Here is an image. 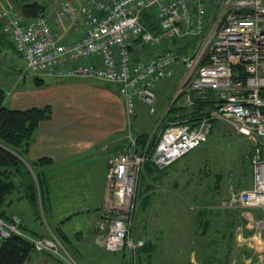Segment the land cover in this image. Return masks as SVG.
<instances>
[{
	"label": "built area",
	"instance_id": "obj_1",
	"mask_svg": "<svg viewBox=\"0 0 264 264\" xmlns=\"http://www.w3.org/2000/svg\"><path fill=\"white\" fill-rule=\"evenodd\" d=\"M10 5L0 0L2 31L34 75L117 83L130 118L141 102L153 107L156 85L176 75L178 63L180 79L170 105L191 106L195 98L212 97L213 108L196 124L188 118L166 122L151 156L140 151L133 135L125 152L109 156L97 225L96 239L102 247L128 250L137 258L145 240L134 238L133 216L147 161L161 168L171 165L201 145L217 122L231 124L253 142L252 185L231 186L221 203L261 212L248 217L251 231L239 238V244L264 256V0H64L53 20L42 13L26 18ZM80 19L83 34L73 41L56 29L68 23L76 27ZM186 36L199 38L189 54L165 46ZM150 47L158 54L135 59L136 51L146 53ZM21 222L18 214L10 221L0 217V232L3 237L18 233L33 242L37 255L24 264H82L54 233L28 235Z\"/></svg>",
	"mask_w": 264,
	"mask_h": 264
},
{
	"label": "rangeland",
	"instance_id": "obj_2",
	"mask_svg": "<svg viewBox=\"0 0 264 264\" xmlns=\"http://www.w3.org/2000/svg\"><path fill=\"white\" fill-rule=\"evenodd\" d=\"M8 1L11 3L10 6L12 8L23 14L11 0ZM40 1L50 7L61 0ZM151 51H155V49L150 47L146 52L150 53ZM187 52L186 54H189L192 51L188 49ZM0 56H4L3 61L6 65L11 66V68L14 66L17 71L16 78L21 76L20 80H16L18 86L14 88L15 90H19L20 87L24 88L33 82L35 75L27 68L24 60L10 43L3 42V45L0 46ZM97 60L98 58H96ZM13 78L10 77V79ZM44 78L47 83V89L45 93L39 95L41 98L40 102H48L41 96L45 95L47 100L53 105L56 116L76 114L82 117L81 120L84 119L93 125H97L98 120L106 123L107 119H110L97 118V116L121 114L120 118L118 117L119 129L114 132V155L117 156L125 152L129 137L131 135L137 137L140 133H146L148 136L149 143L147 142L145 148L148 145L149 148L151 146L153 149L155 148L164 122L163 114L177 91L180 75L177 73L170 79L160 81L158 84L168 89L166 94L164 95V93L160 92L153 107L146 102H141L140 104L143 105L139 104L137 113L132 118L127 116L125 101L123 103L119 88L114 83L106 81L110 85L106 87L110 91H114L115 86L116 95L119 99L115 97L112 99V96L106 94L107 98H102L99 93H95L92 89L82 84L68 85L60 83L65 82L70 77L45 75ZM80 79H83V77ZM10 83L13 84V80ZM174 85H176L174 91L169 94V90ZM10 97H8V102L11 100ZM152 108L154 109L152 110ZM123 115L124 118H122ZM252 145L253 142L249 137L243 135L231 124L222 123L213 129V132L199 147L178 159L169 168L162 170L158 176L159 186L155 180V175L151 174L153 170L144 169L142 172L137 188L138 204L133 216V229L135 228L136 231L142 232L144 230V215L149 210L148 205L154 200L153 197H150V200L152 199L150 202L146 198L144 203L146 194L148 195L151 193L150 191L158 187L160 191L163 190L161 184L180 187L179 190L183 193V210L181 220H177L178 223L175 226L183 231L181 233L184 236V240L188 237L190 238V235L193 238L196 231L200 235L198 244L193 243V248L188 250L156 249L152 251L151 256L143 257L144 260L142 259V262L140 261L142 254L139 251L137 256L140 260L137 263L135 261L136 257L128 250L109 251L100 245L96 239L99 233L97 229L99 217L94 219L87 218L84 215L86 213H74L75 215L72 216L71 214L68 216L64 203L56 201L53 203L52 199L48 204L49 209L40 205V213L26 201L18 204L16 213L24 218L26 224L31 222L40 224V233H56L63 244L82 264H192L195 261H198L199 264H217L228 256L226 255L228 251L216 248L215 243L219 239L221 231L229 229L233 223H230L231 220L216 218L217 212H214V206H209L208 204L210 201L222 199L231 186L237 187L239 185L241 188H249L252 185ZM22 160L29 165V159L22 157ZM152 187L154 188L151 190ZM155 191L153 193H158ZM190 201L194 205H198L197 210L190 208ZM245 250L247 261L245 264H264L263 255L254 253L247 248ZM228 253L233 256L235 252L229 251Z\"/></svg>",
	"mask_w": 264,
	"mask_h": 264
},
{
	"label": "crops",
	"instance_id": "obj_3",
	"mask_svg": "<svg viewBox=\"0 0 264 264\" xmlns=\"http://www.w3.org/2000/svg\"><path fill=\"white\" fill-rule=\"evenodd\" d=\"M63 1L64 0L56 2L55 5L50 7L47 6L46 14L51 20L54 19ZM75 1L84 2L85 0ZM0 22H2L1 18ZM56 29L63 35L64 39L68 41H73L83 34L81 19L78 21L76 27L74 25L70 26L68 23L65 27L56 25ZM0 31V46L6 41L14 48L11 38L2 30ZM155 54L158 53H136L140 59ZM20 57L23 59L21 55ZM3 60L4 56H0V88L5 91L6 98L4 103L6 106L17 109L45 106L48 104L52 106V116L40 122L34 141L25 155L29 160H34L43 156L52 159V163L44 169L48 177L47 184L53 203L55 201L64 203V208L68 216L71 214L73 216L75 215L74 213H86L84 215L87 218H100L103 213L108 177L107 161L108 157L114 154V132H117L119 129L118 117L120 118L121 114L97 116V118H110L109 120L107 119L106 123H102L98 120L97 125H93L91 122L85 121L84 119L81 120L82 117L76 114H62L56 116L54 114L53 105L47 100V97L41 95L44 100L48 102H40L41 98L39 97V95L45 93L47 89L44 76L50 74L39 75L42 79V85L36 84V78L34 76L33 82H31L30 85L15 90L14 88L18 86L16 80H20L21 76L16 78L17 71L14 66H12V69L11 66L9 67L6 65ZM52 76L56 77L55 75ZM10 77L14 78L10 79ZM63 77H70V79L65 80V82H60L62 84H82L92 89L95 93H99L102 98H107L106 95H108L112 96V99H114V97L119 99L116 95V87L114 86V91H110L109 88L106 87L110 85L102 79L92 77H88L89 79H80L81 77L74 76ZM12 80L13 84L10 83ZM115 84L116 83H114V85ZM175 86L176 85L172 86L173 88L169 90V94L174 91ZM117 87L119 88L118 85ZM167 91L168 89L160 84L156 86L157 95H159L160 92L165 95ZM119 94L121 98H123L120 91ZM9 96H11L10 102H8ZM174 96L175 94L173 97ZM122 118H124V115ZM171 165L163 168L159 167L156 173H151L153 176L155 175L154 177H156L155 180L158 182V186L160 185L158 176L162 170L169 168ZM161 186L163 190L160 191L159 187L157 189H153L154 187H152L151 190H153L150 191L151 193L148 195L146 194L144 197V203L146 202V198H148L150 202L152 200H150V197H153L154 200L148 205L149 210L146 211V215H144L143 232L136 231L135 228L132 229L135 239L143 238L145 240L144 245L140 247V249L144 248L143 251H141V260L140 258L138 259V256L135 260L137 263L139 260L142 262V259L144 260L143 257H147L148 255L151 256L150 254H152V251L156 249L188 250L193 248V243L198 244V238L200 236L198 231H196L194 235L192 234L193 238L190 235V238L188 237L184 240V236L181 233L183 231L181 228L178 229L175 226L176 223H178L177 220H181L180 218L182 217L183 210V193L179 190L180 187L172 185L167 186L166 184H161ZM155 190L158 193H153ZM189 204L190 208L197 210V204L194 205L191 201ZM214 212H217L216 218L221 220L227 219V221L231 220L230 223H233L232 227L221 231L219 239L215 243L216 248L226 249L228 252H235L233 256L227 252L226 255L228 256L217 264H245V262H247L245 257L246 248L240 246L239 238L242 235H247L251 231L247 226L248 217L259 216L261 212L257 208H247L240 204L227 206L222 203L215 207ZM91 221L93 222V220ZM137 222L139 223V221ZM28 225L33 229H41V225L37 222H31ZM192 264H199V262L195 261V263L193 262Z\"/></svg>",
	"mask_w": 264,
	"mask_h": 264
},
{
	"label": "trees",
	"instance_id": "obj_4",
	"mask_svg": "<svg viewBox=\"0 0 264 264\" xmlns=\"http://www.w3.org/2000/svg\"><path fill=\"white\" fill-rule=\"evenodd\" d=\"M11 1L21 10L26 18H34L41 13L46 14L47 6L40 0ZM146 24L151 26L148 17L146 18ZM0 30H2V22H0ZM198 42L199 38L197 36H186L182 39L167 42L165 46L170 45L169 48H173L176 52L183 55L188 53V49L194 51ZM157 51L158 49H155V51H151L150 53H156ZM136 53L139 52L136 51ZM136 53L135 59H140ZM178 64L177 73L180 75L178 68H180L181 64ZM35 78L37 85L43 84L39 75H35ZM210 98H212L210 95H207L206 98H195V103L191 106H180L173 102L163 114L164 122L162 127H164L168 121L186 118H188L192 124H196L203 115H206L210 109L213 108V101ZM4 100L5 91L0 89V217L6 221H10L12 214H18L16 213L18 204L22 201L28 202L39 213L40 205L49 209L48 204L51 201V197L47 184L48 177L46 176L47 174L44 168L52 163V159L43 156L34 160H29V165H27L22 160V157L27 158L25 154L34 141L40 122L52 116V106L48 104L45 106L17 109L6 106ZM219 125L220 124H217V122L214 123L213 129ZM136 139L140 151L151 156L154 149L152 146L149 148V145L145 148L148 142L146 133L138 134ZM251 148L253 153L254 146ZM146 169H151L153 170L152 172H156L159 170V166L149 158L145 165V170ZM237 188L241 187L238 185ZM226 195L227 194L219 201H210L208 205H213L215 208L222 202ZM21 218L22 222L20 228L25 233L32 236L46 235L40 233L37 229L29 227V225L25 223L24 218L22 216ZM54 234L58 236L56 233ZM143 249H139V251H143ZM35 255L37 254L34 251L33 242L28 237L14 232L7 237H3L0 232V264H24L29 257Z\"/></svg>",
	"mask_w": 264,
	"mask_h": 264
}]
</instances>
